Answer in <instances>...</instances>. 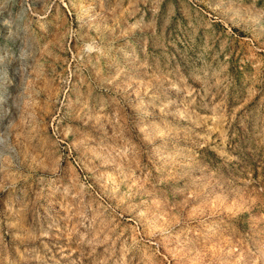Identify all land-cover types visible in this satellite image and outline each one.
I'll return each mask as SVG.
<instances>
[{
    "label": "rangeland",
    "instance_id": "obj_1",
    "mask_svg": "<svg viewBox=\"0 0 264 264\" xmlns=\"http://www.w3.org/2000/svg\"><path fill=\"white\" fill-rule=\"evenodd\" d=\"M0 264H264V0H0Z\"/></svg>",
    "mask_w": 264,
    "mask_h": 264
}]
</instances>
